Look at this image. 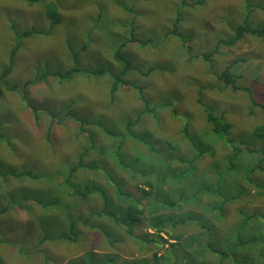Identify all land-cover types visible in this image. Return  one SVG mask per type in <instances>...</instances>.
<instances>
[{"label": "rangeland", "instance_id": "rangeland-1", "mask_svg": "<svg viewBox=\"0 0 264 264\" xmlns=\"http://www.w3.org/2000/svg\"><path fill=\"white\" fill-rule=\"evenodd\" d=\"M193 1L0 0V71L18 43L0 83V129L10 138L0 142V167L10 171L5 180L0 176V264H264L256 256L260 238L232 236L244 226L255 228L257 222L245 219L249 213H264V135L254 134L258 126L264 132V109L252 104L264 105V42L244 35L233 46L221 44L212 69L197 56L211 50L218 36L232 34L247 11L248 24L264 28V0ZM181 12L182 25L192 32V51L177 36L179 24L172 33ZM29 29L34 31L28 37L18 36ZM118 48L130 63L126 81L141 84L154 107L141 114L135 138L126 143V161L130 153L136 157L129 169L109 159L106 164L102 147L114 143L103 127L120 131L125 118L143 107L130 86L120 87L109 104L112 74L123 68L113 57ZM230 63L237 84L250 93L218 79ZM73 67L104 73L40 78L28 87L32 105L23 98L27 79ZM206 103L229 111L226 135L210 130ZM68 112L85 121L84 131ZM90 135L94 147L87 165L67 182L63 170ZM25 168L33 178L15 174ZM111 176L139 201L138 222L124 219L125 203L114 196ZM87 179L105 194L81 195L78 184ZM106 198L113 203L106 211L119 217L118 225L111 215L95 212ZM6 205L10 211H2ZM174 234L180 238L171 239ZM204 237L228 256L209 253ZM237 241L243 245L231 251Z\"/></svg>", "mask_w": 264, "mask_h": 264}, {"label": "trees", "instance_id": "trees-1", "mask_svg": "<svg viewBox=\"0 0 264 264\" xmlns=\"http://www.w3.org/2000/svg\"><path fill=\"white\" fill-rule=\"evenodd\" d=\"M198 3H202V0H194L191 4H198ZM254 5H258V4H254ZM262 7H264V5ZM248 15H249V12L247 11L246 18L242 21L241 24H239L233 28L232 34L227 35L225 37L218 36L220 38L215 41L214 47L211 50H209L207 52L200 53L197 55L198 57H202L203 59H205L209 63L210 69H212L211 57L213 54H215L217 52V49L221 44H223L225 46H233L236 43V41H238L244 35L257 36V37L261 38V40L264 42V28L250 26L247 22ZM180 16H179V13H177L176 18H175V22H174V27L172 29V33L175 34L177 32V26L179 24L180 30L182 32H179L177 36L179 37V40L181 41V43L183 45H186L189 51H192V46L189 43V40L192 37V32L190 31V29L188 27H184L182 25V23L184 22V14H182V12L180 13ZM33 31L34 30H31V29L23 30L18 36L22 37V38L28 37L29 35L32 34ZM47 32H49V31L47 30L46 33ZM128 40H125L124 42H122V44H126ZM133 40H136L138 43L145 44V41H142L140 39L134 38ZM17 48H18V43L16 42L15 45L10 49L8 64L5 65L2 68V70L0 71V83H1L2 79L11 70V67L13 64V55L15 54ZM113 57L117 60L120 67H121V63H123V68L120 69L119 72L112 74V83L110 85V101H109L110 103L109 104L111 105L114 103L115 93L120 89V87L130 86V87H132L134 92H138V95H139L138 97L142 100L143 107L137 112V114L134 118H132V117H126L125 118V122L123 123V127L120 131L111 132L102 126L103 127L102 129L104 130V132L107 136V139L109 141L110 140L114 141V143L112 145H110V143H108L107 145L102 144V147L105 148V152H106V154H104L105 155L104 162L107 164L108 163L107 160L109 159V160L114 161L113 163L119 164L121 167H123L125 169H129L131 167H134L136 162H135V164H131L132 158L135 157V155L131 154V153L127 156L129 163L126 161V159H125L126 158V156H125L126 143H127L129 138H131V137L135 138L134 127L138 123L137 121L140 119L141 114L144 113L145 111L151 112L154 107L149 106L148 100L145 98L144 93H143V86H139L141 84L136 83L135 81H132V82L126 81L125 72L128 69L130 63L121 54V51L119 48L114 52ZM231 66H232V63L226 65L218 74V79L224 85L229 86L233 90L241 89V90L246 91V93H250L251 91H250L248 86H242V85L237 84V78L239 75H234L229 70V67H231ZM151 70H152V68L147 69L143 72L149 74ZM71 72H82L84 75L89 76L91 74H95V75L103 74L104 70L103 69L92 70L89 68L73 67L72 69L66 71L65 73H58V72H55L53 70L52 71H48V70L42 71V73L37 75L35 78L27 79L23 83V86H22L23 98L25 99V101L28 104L32 105L31 102L27 99L28 87L32 83L38 82L40 80V78L46 79L48 76L56 75V74H58L60 76H65L66 74H69ZM132 83H134L136 85H134ZM131 84L133 86H131ZM252 104L255 106L260 105L262 107V109H264V105H262L258 102L252 101ZM212 106L209 103L203 104L206 120L210 124V130L212 132H214L220 136H224L230 130V122L226 118V115H227V113H229V111L226 110L225 108H222L219 111L216 109L215 106H213V107ZM33 110H34V112L37 111V109L35 107L33 108ZM49 113H51V112H49ZM34 116L37 117L36 114H34ZM66 116L75 119L77 122L80 123V126H81L80 129L82 131L85 130V128L82 127L83 124L85 123V121L83 119H81L80 117L76 116L75 114H73L71 112H68ZM66 116L59 117L58 122H60ZM98 123L100 124L99 121H98ZM87 133H90V130H88ZM254 134H256L259 137L264 135V132L262 130V126H258L255 129ZM3 140L10 143V138L7 135H5V133L0 129V142ZM93 147H94L93 138H92V135H90L88 144L84 145L81 148V150L78 152L75 160L67 163L64 170H63V172H65L64 179H66L67 182L70 181L72 175H74L80 167H84L87 165L86 157L88 155V152L90 150H92ZM11 148H12V150H15L13 145L11 146ZM135 161H136V157H135ZM9 172H10L9 170H6V169L0 167V176L4 180H5V175L9 174ZM15 174L19 177H31V178L34 177V174L30 170H27L26 168H25V170H20L19 172L15 173ZM109 180H111L110 186L112 188L114 196L117 197L119 199V201H121L122 203H125V207H124L125 217H124V219L128 220L131 223H133L134 221L138 222L141 218V214L143 213V209L141 207H139V201L131 193L124 192L120 186V183L117 182L112 176L109 178ZM147 183L151 184L150 181H147ZM96 191H101L103 194H105L103 189H101V187L99 185H97L96 183H93L90 179L82 181L80 184H78V192L81 195H86V194L96 192ZM23 196H24V198L21 199L23 201H26L27 199L30 198L28 195H25V194ZM125 198L128 199V202H124ZM107 199L108 198L104 199V207H102V209H100L99 211L95 210V212H99V213L103 212L105 215H111L114 219L115 224L118 225L119 224L118 223L119 217L116 215H113V214H108V212L106 211V207L113 204V203L109 202ZM34 200L37 202L40 201L42 204H45V201H43L39 198H34ZM172 204H174V203L172 202L171 205ZM10 210H11V208L7 205L4 206L2 209V211H10ZM223 212H224V207L222 208V213ZM247 218L252 219L253 221L257 222V225L255 226V228L254 229H251V228L246 229V227L244 226L245 229L242 228V229H239L236 231L234 230V233L232 234V236L236 237L238 239V236L242 235V233H245V238H244L245 242H247L250 239L251 234L256 239L260 238V240L262 242V247L256 252V256L260 257V258H264V242H263L264 241V213L257 211V210H254L251 213H249L248 216H245V219H247ZM261 219H262V221H261ZM162 221H163L162 224H166L163 219H162ZM152 224H153V226H157L160 224V222L156 221ZM167 225L169 226V224H167ZM70 226L73 227L72 222L70 223ZM128 231L131 232V229L128 228ZM247 233H250L248 235V237H246ZM170 238L171 239H175V238L178 239V238H180V236L174 234V237H170ZM205 241H206V237H204V239L201 242H203L206 250L209 253H211V254L218 253L219 255L228 256V254H226L225 252L218 251L217 249H215L213 247V245L210 246V245L205 244ZM242 245H243V243L238 242V241L235 243H230L231 251H234L236 248L241 247ZM70 262L71 263H68V264H75L72 261H70ZM102 263H103V261H99V264H102ZM81 264H88V263H81ZM90 264H92V263L90 262ZM183 264H186V263L183 262Z\"/></svg>", "mask_w": 264, "mask_h": 264}, {"label": "bare ground", "instance_id": "bare-ground-1", "mask_svg": "<svg viewBox=\"0 0 264 264\" xmlns=\"http://www.w3.org/2000/svg\"><path fill=\"white\" fill-rule=\"evenodd\" d=\"M255 138V137H254ZM237 198V197H236Z\"/></svg>", "mask_w": 264, "mask_h": 264}]
</instances>
